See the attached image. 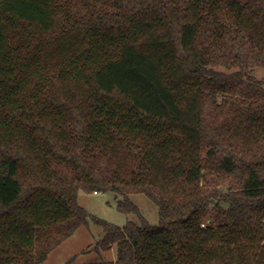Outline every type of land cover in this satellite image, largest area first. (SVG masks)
Here are the masks:
<instances>
[{"label":"trees","instance_id":"16d2710c","mask_svg":"<svg viewBox=\"0 0 264 264\" xmlns=\"http://www.w3.org/2000/svg\"><path fill=\"white\" fill-rule=\"evenodd\" d=\"M257 67L264 0H0V264H47L80 191L138 217L80 264H264Z\"/></svg>","mask_w":264,"mask_h":264},{"label":"rangeland","instance_id":"374dc122","mask_svg":"<svg viewBox=\"0 0 264 264\" xmlns=\"http://www.w3.org/2000/svg\"><path fill=\"white\" fill-rule=\"evenodd\" d=\"M250 74L264 82V67L254 68ZM129 197L151 225H159V207L147 194L139 192L133 193ZM122 198L121 195L113 191L97 193L80 191L78 201L88 212V222L79 227L70 238L52 252L47 264L66 263L70 259H75L78 264L95 262L102 258L105 260L116 259L115 248L104 253L103 257L94 250L96 243L104 235L103 227L95 219H102L122 227L132 218L137 220V216L129 215L118 209V203Z\"/></svg>","mask_w":264,"mask_h":264}]
</instances>
